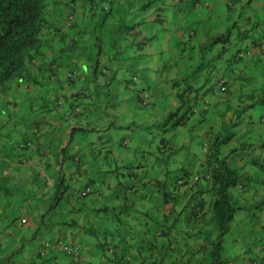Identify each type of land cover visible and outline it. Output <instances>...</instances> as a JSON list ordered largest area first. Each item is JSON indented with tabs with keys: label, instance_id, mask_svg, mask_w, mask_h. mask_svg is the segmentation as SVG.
<instances>
[{
	"label": "crops",
	"instance_id": "obj_1",
	"mask_svg": "<svg viewBox=\"0 0 264 264\" xmlns=\"http://www.w3.org/2000/svg\"><path fill=\"white\" fill-rule=\"evenodd\" d=\"M194 1L166 0L165 8L171 14L181 8L184 20L199 26L203 11H196L201 5H195ZM161 3L124 0L123 5L115 8L116 12L123 11L121 20L100 25L101 35L110 33L112 37L104 45L110 47L114 40L120 39L127 48L129 55L120 56L122 59L111 61L109 56L99 54L97 60L103 66H98L95 74L89 63L77 64L74 81L65 83L62 79L54 83L56 88L18 85L3 91L0 180L5 182L0 190V204L11 197L7 192L11 186H24L30 176L37 189L35 193L30 189L21 205L11 207L13 200L9 199L7 209L0 206V253L7 258L4 248L13 251V261L8 264H75V258L96 264H206L204 249L216 233L205 214L209 182L204 178L202 162L210 139L216 134L223 138L231 134L228 144L236 150L228 156V163L243 168L248 176L244 183L230 190V201L239 211L232 220H237L238 232L227 241L224 238V264H264V171L248 165L252 153L248 145L264 139V114L258 117H252L248 111L238 114L236 111L241 108L236 109V103L234 107L229 105L234 100L233 93L234 98L239 95L242 106L246 104L243 95H254L260 82L254 80L258 65L249 70L252 65L249 58H236L235 62L243 63L244 69L236 74L235 65L231 64L220 74L231 87L225 97L207 94L205 79L197 73L190 72L194 74L191 75L188 71L191 69L183 65L173 64L194 59L189 54L183 55L184 51L178 47L181 43L174 42L171 46L159 37L153 40L156 30L164 27L154 21L156 16L151 15L150 9L155 5L157 14L165 13L163 4L162 10L158 9ZM226 6L223 0L215 1L214 12L228 18L230 10ZM234 16L228 20L234 21ZM126 21L136 25L135 31L120 37L119 27ZM144 39L147 45L144 44L142 53L136 52ZM164 53L171 65L161 58ZM139 55L147 56L146 64H137L146 72L142 80L136 75L137 79L130 81L129 75L134 71L131 67L127 70L123 62ZM242 71L252 76L241 80ZM251 79L253 82H249ZM94 80L101 86L96 87ZM243 81L249 82L244 88ZM140 91L149 94L146 106L140 102ZM182 91L190 93L191 100L196 94H207L209 110L199 115L187 113L189 117L175 128L163 126L178 106L176 95ZM261 104L264 112V102ZM222 109L226 114L219 121L215 115ZM33 127L39 129L36 138L31 136L32 131L29 133ZM28 140L32 141L30 146L19 148L21 141ZM229 149L228 145L223 147L224 153ZM263 156L264 153L260 158ZM193 175H199V180L188 179ZM60 181L63 194L57 187ZM86 188L89 192L81 195ZM67 194L63 209L61 201ZM56 195L61 198L53 201ZM16 207L20 214L8 220L10 209ZM48 209L54 224L49 223L40 236H32V228ZM22 217L26 218L22 226H12ZM19 240L24 242L22 246L16 244ZM56 241L74 249L75 255V251L42 248L44 243ZM5 258L0 257V261Z\"/></svg>",
	"mask_w": 264,
	"mask_h": 264
},
{
	"label": "trees",
	"instance_id": "obj_2",
	"mask_svg": "<svg viewBox=\"0 0 264 264\" xmlns=\"http://www.w3.org/2000/svg\"><path fill=\"white\" fill-rule=\"evenodd\" d=\"M160 1L162 3L158 9L162 10L160 8L163 4L165 10L163 12L165 13L161 14L158 11L157 14L156 11L151 15L154 14L156 16L154 21L164 28L161 31L156 30L157 36H154L153 40L159 37L161 41L170 43L171 46L174 42L181 43L178 47L184 51L183 55L189 54L194 57L193 60L189 61L184 59L181 64L187 69H191L188 70L189 73L199 72L197 74L201 76L207 68L211 67L209 75L204 77V82H210L207 90L212 95L223 99L231 88L224 77L216 75L220 68L223 70L226 68L222 67L223 65H216L225 54L228 53L230 56L234 54L232 58L228 57L234 64L235 59L238 58L237 53L249 51L248 48L251 46H258V52L251 51L247 58L250 61L264 60V11L261 13L259 10L253 12L254 8H251L249 12L240 11L241 17L231 23L229 18H227L228 22L222 18L225 15H218L214 12V0H201L200 2L196 0L194 1L195 5L200 4L201 7L208 8L209 11L201 9L203 12H201L202 17L199 20V26H195V24L187 23L184 18L179 23L178 18L183 17L181 16L182 9L176 8L171 14V10L166 11L165 7L168 5L166 0ZM111 2H117L114 6L111 5L114 8L119 4L116 0ZM170 5L173 6L171 2ZM143 6L138 9L137 13L142 10ZM258 6L260 10L264 9V0H260ZM96 7L97 2L95 0H64V2L62 0H0V98L3 97V91L11 86L55 87L54 83H59L62 79L65 83L73 82L77 64L82 66L83 63H89V66L95 68V74L98 68L103 66L101 61L97 60L99 54L109 56L111 61L113 58L122 59L120 56H126L127 48H124L120 39L114 40V45L110 47L104 45L106 40H110L112 37L110 33L109 36L101 35L100 25L104 23L107 14L98 16ZM226 7L229 8V5ZM101 9L107 12L112 8L103 5ZM133 13L136 12L133 10ZM205 14L206 16H204ZM167 17L169 20L166 22ZM135 28L134 23L129 24L126 21L124 25L119 27L120 37H124L127 32H134ZM252 34L253 37L250 38ZM171 39L174 41L172 42ZM146 42L144 39L139 43L140 46L136 48V52L142 53V48L147 45ZM242 43L246 44L242 45ZM121 47L123 48L121 49ZM203 57H208L205 69L202 65ZM178 62H173V64H179ZM109 63L110 61L105 66H108ZM190 63L193 64L190 65ZM215 75L216 78L213 80ZM221 77L225 81L224 84H219ZM186 79L187 77H185ZM94 82L96 81L94 80ZM95 86L100 87L101 84L96 82ZM259 89L258 87L255 89L254 95L252 93L248 96L243 95L246 104L240 111L235 110L236 113L240 114L252 110L255 105L264 102V92L261 93L263 99L255 100V95L258 94ZM189 94L186 91L177 93L179 104L168 115L165 125L174 120L170 126L175 128L179 124H183L184 118L189 117L187 113L191 114L190 111L199 98L196 94L191 100ZM238 96L236 97L238 98ZM223 127L222 125V129ZM229 127L232 126L229 124ZM230 139L231 134L224 138L221 134L212 135L211 144L202 162L203 170L209 176V186L206 190L208 203L205 214L209 216L208 225L216 233L204 249L206 264H224L222 255L224 236L230 231L237 209L230 201V190L240 183H244L245 178L248 177L243 168L231 167L228 163V156L236 150L235 147H229ZM227 145L230 149L225 154L223 147ZM248 149L252 150L248 165L258 166L259 170L264 171V156L260 158L264 153V139L253 145H248ZM2 182H5V179ZM2 182L0 180V190ZM62 182L57 183L58 190L61 188L60 194L64 190L61 187ZM60 198L61 195H56L52 199L57 201ZM200 204L201 201L195 206L198 208ZM48 213L49 209L41 215L39 225L45 222L44 219H47ZM25 221L26 218L22 217L17 223L14 221L11 224L20 227ZM49 223L54 224L52 220ZM37 228L39 229V227ZM63 246L66 245H63L61 241H56L53 243L46 242L42 248L54 247L58 251H63L61 249ZM72 251L75 250L70 247L68 250H64V252ZM75 253L76 251L74 255ZM6 260L8 258L0 261V264H5ZM75 264L78 263L75 261Z\"/></svg>",
	"mask_w": 264,
	"mask_h": 264
},
{
	"label": "rangeland",
	"instance_id": "obj_3",
	"mask_svg": "<svg viewBox=\"0 0 264 264\" xmlns=\"http://www.w3.org/2000/svg\"><path fill=\"white\" fill-rule=\"evenodd\" d=\"M96 2H97V7H96V13H97V15L98 16H104V15H106L107 14V16L105 17V22L106 23H113V22H115V21H120L121 20V18L123 17V15H122V13H123V11H119V12H116L115 11V8L114 7H112V6H114L115 5V3H117V2H111L112 0H95ZM116 1H118L119 2V5H116V6H120V5H123V1L124 0H116ZM128 1H134V2H136V0H128ZM215 1H218V2H221V0H215ZM224 2H225V4H228L229 5V10H230V12L228 13V15H229V17L228 18H230L232 15H234L235 14V19H238V18H240L241 17V14H240V11H242V12H249V10L251 9V8H254L252 11L253 12H255V11H260V13L261 12H263L264 11V9L262 8L261 10H260V8H259V6H258V3H259V1L260 0H223ZM111 2V3H110ZM160 2H162V1H160ZM103 5H106V6H110L112 9L110 10V11H107V12H104L102 9H101V7L103 6ZM112 5V6H111ZM130 6V5H129ZM155 5H153V7H154ZM125 7H126V5H125ZM151 8L150 9V12L151 13H153V12H156V10L154 9V8ZM201 9L202 10H208L209 11V9L208 8H203V7H201V6H198V8L196 9V11L197 12H201ZM110 13V14H109ZM204 16H206V14L204 15ZM242 16H244V15H242ZM184 17H180V18H178L179 19V23L180 22H182V19H183ZM223 19H225L227 22H228V20H227V18L226 17H222ZM88 21H89V19H88ZM229 22H233L232 20H229ZM241 22V21H240ZM99 23V22H98ZM190 23H193V22H190ZM181 24H184V23H181ZM221 25H224L223 23H221ZM112 25H110L109 26V28L110 29H112ZM186 37H187V34L185 35ZM127 55H129V52L127 51ZM234 55V54H233ZM232 55V56H233ZM230 55H228V53L227 54H225L224 56H223V58H221L217 63H216V65H219V66H224V67H228V66H230L231 64H233V61H228V62H226V60H227V58L229 57ZM232 56H230L231 58H232ZM161 58L163 59V61L165 60V64H172V62H167V59H168V56L166 55V54H163V55H161ZM146 59H147V56H144V55H139L138 57H130L129 59H125L124 60V62H123V64H124V67L127 69V70H129L130 69V67L132 68V70L134 71V72H136V74H137V77H139V79L140 80H142V78L144 77V74H145V70H142L140 67H141V65H139V67H137V64L138 63H144V64H146ZM134 61V63H132V64H130V63H128V61ZM184 60V59H183ZM203 62H202V65L204 66V69H205V67H206V61L208 60V57H203ZM252 61V65H250L249 66V70H251L254 66H256V65H258L257 66V68H258V70H257V73H256V75H254V80H258V81H260V82H258L257 83V85H258V87L260 88L259 90H258V94L257 95H255V100H257L258 98H260V99H263V96H262V94L261 93H263L264 92V60H255V61H253V60H251ZM182 62L183 61H179L178 63H179V65L181 66V64H182ZM193 63H190V65H192ZM198 65H201V63H198ZM234 65H235V73L236 74H238L242 69H244V67H243V63H241V62H234ZM139 70H141V71H139ZM210 70H211V67H209V68H207L203 73H202V75L200 76V78H202V80L204 79V77L205 76H208L209 75V73H210ZM200 72H202V71H200ZM223 72V68H220L219 69V72L218 73H216V75L218 76H220V74ZM191 73H199V72H191ZM190 73V74H191ZM148 75L150 76L151 74L150 73H148ZM191 75H194V74H191ZM216 75L214 76V78H213V80L216 78ZM252 75H250V76H248V74L247 73H244L243 74V71L240 73V77H241V80H243V78L244 77H251ZM257 77V78H256ZM249 82H253L252 81V79L249 81ZM249 82H246V81H243V82H241V84L243 85V88L246 86V84H248ZM261 83V84H260ZM210 86V82L207 84V87H209ZM203 89H205V88H203ZM234 94L235 93H233L232 95H231V98H233L234 100L233 101H229V105L231 106L232 104V106L234 107V105H235V103H236V109H238L239 107L240 108H243V106L242 105H240V100H239V97L237 98V97H235L234 98ZM17 95L18 96H21V94L20 93H17ZM26 98V97H25ZM229 100V99H228ZM21 106L22 107H24L25 106V104H23V103H21ZM261 106H262V104H257V105H255L254 107H253V109L251 110H249L248 111V114L249 115H251L252 117H258L259 116V114H264V112H262V110L260 109L261 108ZM211 111H213V108L211 109ZM173 112V111H172ZM225 114H226V111H224L223 109L220 111V113L217 115H215V117L217 118H219V121H221L223 118H224V116H225ZM239 118H241L242 116H238ZM166 120V119H165ZM164 124H165V121L163 122V126H164ZM160 127V126H159ZM31 142L32 141H29V143H28V145L30 146L31 145ZM140 143H143V140H141L140 139ZM21 144V147H19V148H24V147H27V145L25 144V142H20L18 145H20ZM25 144V145H24ZM122 148H124V146H121ZM201 147V143L198 145V147L197 148H200ZM185 155H186V157H188V154H186L185 153ZM42 165V164H41ZM172 166H175L174 165V163H173V165ZM42 167H44V164L42 165ZM44 171L48 174V170L47 169H44ZM125 171V170H124ZM31 177L32 176H30V178L28 179V181L26 180V182H23V184L25 183V185L24 186H18V187H14V186H11L9 189H8V196H11V197H9V199L12 201L11 202V207L12 206H14V205H21V203H22V198H24V196L26 195V196H28L29 194H30V189L31 190H33V192L35 193L36 191H37V189H35L36 187H34L35 186V183H32L31 182ZM66 182H68V180H66ZM32 192V193H33ZM51 193H54V189H52L51 190ZM68 193H69V191H68ZM72 193V192H71ZM62 194H63V192H62ZM15 195V196H14ZM91 195V194H90ZM17 196V197H16ZM66 197H68V194H67V196H65L63 199H62V201H61V207H63V209H65V206L67 205V202H66ZM19 199V202H18V199ZM9 199L5 202H2L1 204H0V206L4 209H7L8 208V206H7V204H9ZM31 201H33V203L35 202H37L36 200H31ZM24 211V210H23ZM239 211L237 210L236 212H235V215L234 216H236V214L238 213ZM9 213H12V214H10L9 216H8V220H11V218H13V217H15V216H17V215H19L20 213H19V209H18V207H16V208H11L10 209V212ZM5 214V213H4ZM3 214V215H4ZM55 215H56V211H55ZM52 217H53V214H51V213H48V216H47V219H49V221H47V219H44L45 220V222L42 224V225H39V222H41V221H39L38 223H36L35 225H34V227L32 228V236L33 235H36V236H40V233L42 232V230L44 229H46L47 228V226H48V224H49V222L52 220ZM0 224H2V221H0ZM37 227H39V229L37 228ZM38 230H40L39 232H38ZM236 232H238V222H237V220L236 221H233L232 223H231V229H230V231H229V233H227L225 236H224V238H225V240L227 241V240H229V239H231V238H233L234 237V233H236ZM215 235V234H214ZM23 243L24 242H21V240H19L16 244H18V245H20V246H22L23 245ZM7 247V246H6ZM5 247V248H6ZM4 248V250L7 252V254H8V256H7V258H8V260H6L4 263L5 264H8V262H12L13 261V256H12V253H13V251H12V249H5ZM30 250V248H28V250L27 251H29ZM22 255H25L26 254V251L25 252H22L21 253ZM5 253H0V257L1 258H5ZM22 264H25V263H22Z\"/></svg>",
	"mask_w": 264,
	"mask_h": 264
},
{
	"label": "clouds",
	"instance_id": "obj_4",
	"mask_svg": "<svg viewBox=\"0 0 264 264\" xmlns=\"http://www.w3.org/2000/svg\"><path fill=\"white\" fill-rule=\"evenodd\" d=\"M66 13H67V10H66ZM56 15V14H55ZM65 20H66V17H65ZM249 49V51H243V52H239V53H237V56H238V58H246V57H248V55L250 54V52L251 51H255L256 50V52H258V46H251V47H249L248 48ZM74 75H75V73H74ZM136 72H134L133 73V75H129V78H128V80H130V81H135L137 78H136ZM225 78V77H224ZM226 79V78H225ZM227 80V79H226ZM225 83V81L223 80V78L221 77L220 78V80H219V84H224ZM209 90H207V94H210V92H208ZM184 91H182L181 93H183ZM140 102H141V104L143 105V106H146V105H148V102H149V94L147 93V92H145V91H140ZM207 94H200V95H198V101H197V104H195L193 107H192V109H191V114H193V115H199L200 113H206L207 111H208V108H209V99L207 98ZM168 117V116H167ZM167 119V118H166ZM166 121V120H165ZM172 121H174V120H172ZM172 121L170 122V123H168V124H166V125H171V123H172ZM165 124H164V126H166ZM170 128H171V126H170ZM32 131V134H31V136H35V138L37 137V135H38V133H39V129L38 128H36V127H33V128H31V130L29 131V133ZM29 141V140H28ZM29 143V142H28ZM28 143H27V141L25 142V144L27 145V146H29L28 145ZM19 147H21V144L19 145ZM184 176H188V174H184ZM197 178L196 180L194 179V178ZM199 175H193V176H191L190 178H188V179H192V181L193 182H196V181H198L199 180ZM204 178L206 179V180H208V178H209V176L208 175H204ZM182 182L180 181L179 182V184H181ZM188 185H192V183H188ZM88 190V191H86L84 194H82L85 190ZM84 191H82L81 192V195H86L88 192H89V189L88 188H86ZM134 189H132V191H133ZM75 261L77 262V263H79V262H85V261H80V260H78V258H75ZM87 263H90V262H87ZM93 264H96V263H93ZM252 264H256V262H253Z\"/></svg>",
	"mask_w": 264,
	"mask_h": 264
},
{
	"label": "built area",
	"instance_id": "obj_5",
	"mask_svg": "<svg viewBox=\"0 0 264 264\" xmlns=\"http://www.w3.org/2000/svg\"><path fill=\"white\" fill-rule=\"evenodd\" d=\"M194 179L196 180L197 178L195 177ZM86 191H88V190L86 189L82 194H84ZM61 249L64 251V250H68L69 247L68 246H63V247H61ZM78 264H93V263L79 262Z\"/></svg>",
	"mask_w": 264,
	"mask_h": 264
}]
</instances>
